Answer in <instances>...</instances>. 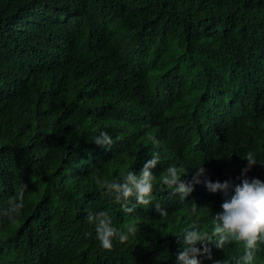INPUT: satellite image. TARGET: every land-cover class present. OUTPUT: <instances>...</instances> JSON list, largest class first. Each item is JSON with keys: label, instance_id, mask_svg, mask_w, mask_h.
Returning <instances> with one entry per match:
<instances>
[{"label": "trees", "instance_id": "trees-1", "mask_svg": "<svg viewBox=\"0 0 264 264\" xmlns=\"http://www.w3.org/2000/svg\"><path fill=\"white\" fill-rule=\"evenodd\" d=\"M101 131L110 148L92 142ZM153 152L138 233L102 250L87 212L116 227L126 214L96 181L139 174ZM260 163L264 0H0V209L27 186L17 221L0 217V264H177L183 233L210 230L224 197L201 183L182 201L161 174L264 181ZM208 248L197 258L216 264Z\"/></svg>", "mask_w": 264, "mask_h": 264}, {"label": "clouds", "instance_id": "clouds-1", "mask_svg": "<svg viewBox=\"0 0 264 264\" xmlns=\"http://www.w3.org/2000/svg\"><path fill=\"white\" fill-rule=\"evenodd\" d=\"M92 142L105 148H110L113 143L106 131L94 136ZM242 159L247 160V166L242 169L246 177L247 172L258 163V160L252 151L245 153ZM159 162V153L153 152L151 159L143 164L139 174L129 170L115 179L96 181L105 194L114 197V202L119 204L126 214L125 222L116 227L108 212L103 210L87 212L86 220L89 225L94 226L95 238L102 250L112 251L114 241L125 244L130 236L138 233L142 219L132 213L136 205L147 207L153 203V181L156 176L152 170ZM180 171L177 166L170 165L160 176L162 185L171 190L172 195H179L184 201L193 192V184L203 183L207 191L222 194L224 200L221 204L222 212L211 219L210 230L202 231L194 224L183 233L182 247L177 253V264H201L197 257L210 253L209 244H214L220 249L212 257L216 264H225V261H221L227 256L236 259L235 264H264V252L260 251L261 245H264V181L247 178L241 179L240 183L213 182L207 178L201 180V177H205V169L200 165L192 182L185 183L181 181ZM26 187L21 185L16 194L7 200V207L0 209V217L7 218L12 223L17 221L24 207ZM189 209L191 214L195 215L199 208L193 203ZM156 211L162 218L168 216L167 210L159 204H156ZM91 235V232L85 233L86 237ZM197 245H200L203 251Z\"/></svg>", "mask_w": 264, "mask_h": 264}, {"label": "bare ground", "instance_id": "bare-ground-1", "mask_svg": "<svg viewBox=\"0 0 264 264\" xmlns=\"http://www.w3.org/2000/svg\"><path fill=\"white\" fill-rule=\"evenodd\" d=\"M238 101V100H237ZM207 102V101H206ZM215 102V101H214ZM214 109V108H213ZM219 112V111H218ZM208 115V114H207ZM216 115V114H215ZM207 117V116H206ZM194 118V117H193ZM209 118V117H208ZM215 118V117H214ZM210 119V118H209ZM213 119V118H212ZM212 119H211V121H212ZM195 120H193V122H194ZM198 122V121H197ZM193 124V123H192ZM183 129V128H182ZM160 150V149H159ZM162 150V149H161ZM171 152V151H170Z\"/></svg>", "mask_w": 264, "mask_h": 264}]
</instances>
